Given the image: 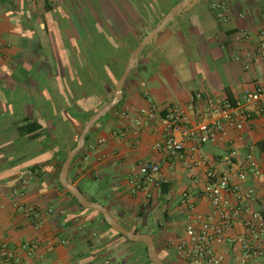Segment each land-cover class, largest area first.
Here are the masks:
<instances>
[{
    "label": "crops",
    "instance_id": "0c3cea01",
    "mask_svg": "<svg viewBox=\"0 0 264 264\" xmlns=\"http://www.w3.org/2000/svg\"><path fill=\"white\" fill-rule=\"evenodd\" d=\"M66 1L71 0H0V243L15 250L18 261L13 264H148L132 263L134 257L141 258V248L130 253L96 212L82 210L58 185L59 161L76 144L83 118L110 100L107 75L102 64L97 69L93 61L94 56L97 60L108 55L100 38L57 31L80 28L66 18ZM180 1L158 6L152 30ZM215 1L217 31L206 32L194 14L189 25L174 24L181 12L192 8L186 3L148 42L146 46L155 42V48L140 53L123 84L120 104L90 129L86 153L68 170L73 183L84 182L87 199L104 205L126 229L150 234L165 264H185L174 248L188 220L180 196L199 189L207 171L229 173L235 180L244 172L241 187L253 190L251 210H259L264 199V99L239 108L244 119L237 128L195 96L203 92L234 103L246 89H264V45L259 38L264 0ZM123 12L138 11L132 6L117 11L119 16ZM168 41L192 43L198 58L190 59L196 69L183 80L173 72L172 82L163 84L158 71L152 72L147 64L154 60L153 51L164 49ZM173 107L191 125L213 120L225 125L220 140L204 144L194 154L196 163L172 161L154 149L162 138L160 118ZM140 110L154 117L143 115L137 128L133 119ZM31 123L42 128L30 133L26 125ZM141 161L160 162L161 184L143 182L137 169ZM14 188L22 194H13ZM195 203L196 211H209L206 200ZM154 207L157 211L150 215ZM231 233L242 237L244 229L237 223ZM28 241L38 247L23 250L21 245ZM216 251L222 264H264V256L242 262L240 251L229 243L217 244Z\"/></svg>",
    "mask_w": 264,
    "mask_h": 264
},
{
    "label": "built area",
    "instance_id": "2783aa9c",
    "mask_svg": "<svg viewBox=\"0 0 264 264\" xmlns=\"http://www.w3.org/2000/svg\"><path fill=\"white\" fill-rule=\"evenodd\" d=\"M242 37H246V34L243 33ZM259 38L264 45V31L259 33ZM195 96L203 99L213 112L221 115L230 126L241 128L244 118L239 108L264 99V89L261 87L254 90L246 89L234 103L228 99L214 100L203 92H198ZM143 115L154 117L152 112L140 110L133 119L137 128L141 125ZM160 120L163 124L162 138L156 141L154 149L172 161L187 160L196 163L193 156L204 144L215 143L225 135V125L221 121H203L191 125L189 118L178 107H173L169 114ZM137 169L144 183L158 186L163 182L157 177L161 170L160 162L141 161ZM235 177L236 180L229 173L209 170L206 172L205 182L199 189L193 193L184 191L181 194L180 202L187 208L188 220L174 248L177 256L185 264H222L223 257L216 251V245L224 242L240 251L242 262L264 256V242H262L264 241V199L259 210H251L249 202L253 190L243 191L241 187L246 174L240 172ZM11 192L22 194L16 188ZM197 199L209 203L210 208L207 213L196 211ZM237 223H240L244 229L242 237H235L231 233ZM37 247L38 244L34 241L21 245L26 251ZM0 260L6 264L18 261L15 250L5 242L0 243Z\"/></svg>",
    "mask_w": 264,
    "mask_h": 264
},
{
    "label": "rangeland",
    "instance_id": "374dc122",
    "mask_svg": "<svg viewBox=\"0 0 264 264\" xmlns=\"http://www.w3.org/2000/svg\"><path fill=\"white\" fill-rule=\"evenodd\" d=\"M178 0H71L66 1L64 5L66 6V18H70L71 21L76 22V26L80 28H65L58 29L57 31L60 34H66L67 32L72 34L79 32L82 29L90 30V32H95L97 23H103L104 25L109 24L108 30L111 35L115 37L117 44L122 41L124 35L131 34L134 36L135 41L141 40V35L148 34L151 32L153 25L156 22V19L159 18L158 6H170L177 2ZM188 3L192 4V8L184 10L179 14V16L174 20V24L179 26H184L190 24L191 20L189 18L191 15H196L199 17V21L203 26H206V32H215L218 30V23L213 18V9L216 8L217 2L207 1V0H190ZM127 6H132L137 9V13L132 15V13H120L121 16L117 13L120 8L126 9ZM98 9V10H97ZM196 11V12H193ZM68 13V14H67ZM64 16V14H63ZM135 18H134V17ZM137 16L139 18H137ZM121 17V18H120ZM193 17V16H192ZM60 20L62 16L58 17ZM118 18V20H116ZM112 20V21H110ZM123 20V22H122ZM119 24H126L127 26L122 27ZM197 23V22H194ZM76 29V31H75ZM81 29V30H80ZM65 31V32H64ZM57 32V33H58ZM64 32V33H63ZM161 38L159 37L158 41ZM119 41V42H118ZM167 47V48H165ZM155 48V42H151L150 45L146 46L142 51V54L146 53L147 50H153ZM103 51L109 54V51L105 45H103ZM154 60L147 64V67L152 72L158 71V75L163 84H169L172 82L171 76L174 73L179 75L182 80L184 76L190 72V70H195L196 67L191 66L190 59L195 61L198 58V50L192 43L189 44H178L176 42H166L164 49L153 51ZM169 60V63H167ZM132 73V71H131ZM171 73V74H170ZM160 83V82H159ZM158 83V84H159ZM115 85V84H114ZM113 91V90H112ZM111 91V97L113 93ZM79 188L82 190L86 198L89 196L88 191H86L84 182L78 184ZM157 209L154 207L151 209V214L154 213ZM150 226L155 225V221H150ZM123 243L128 245L129 249H133L136 246L132 243L127 242L125 239L121 238ZM144 245V244H142ZM120 263H122L120 261ZM132 263H138L136 257L133 258Z\"/></svg>",
    "mask_w": 264,
    "mask_h": 264
},
{
    "label": "water",
    "instance_id": "95a60500",
    "mask_svg": "<svg viewBox=\"0 0 264 264\" xmlns=\"http://www.w3.org/2000/svg\"><path fill=\"white\" fill-rule=\"evenodd\" d=\"M190 0H181L178 2L169 12H167L163 18L159 21V23L156 25V27L149 32L142 40L141 42L133 49L131 52L128 62L126 66L124 67L121 75L118 77L114 88H113V97L105 104H103L96 112H94L85 122L83 125L81 132L77 138L76 144L74 147L68 152L66 155L63 163L61 164L58 179L60 185L66 189L70 194L76 199L77 203L87 209L96 210L98 211L105 222L115 231L122 234L124 237H126L131 242H142L146 247V254L147 258L150 260L152 264H165L162 259L159 257V255L156 252L153 238L148 233H139V232H133L125 227H123L108 211V209L95 201L87 199L80 189L76 186L75 183L72 182L68 178V170L70 167V164L76 154L82 149L85 143V138L92 128V126L107 112H109L115 105H117L121 99L122 96V87L124 82L126 81L129 73L131 72L134 67H136L139 59V55L144 49V47L148 44V42L155 37L162 28L174 17V15L179 11V9L188 3Z\"/></svg>",
    "mask_w": 264,
    "mask_h": 264
},
{
    "label": "trees",
    "instance_id": "16d2710c",
    "mask_svg": "<svg viewBox=\"0 0 264 264\" xmlns=\"http://www.w3.org/2000/svg\"><path fill=\"white\" fill-rule=\"evenodd\" d=\"M96 26V25H95ZM81 30V29H80ZM80 32H82L84 35L87 34L92 40H95V37H98L100 38V41L103 42V45H105L109 51V54L107 55V57H100L96 60V56H94V66L99 69V67H101V64H102V67H103V71L104 73H106V77L108 79V88H109V92H110V96H109V99L111 97V91L113 90L114 88V84L116 83L118 77L121 75L124 67L126 66L127 62H128V59H129V56L131 54V52L133 51V49L141 42V40L147 35L146 34H142L141 35V40L139 41H135L134 40V36L131 35V34H128V35H124V37L122 38V41L123 42H120V44L116 42L115 40V37L113 35H111L110 31L108 30V28H105V27H97L96 26V30L95 32H90V30H85V29H82ZM119 42V41H118ZM96 44L93 45V49L95 51H97L96 49ZM100 46V45H99ZM143 51V50H142ZM98 53V51H97ZM142 53V52H141ZM101 63V64H100ZM132 71V70H131ZM104 79V76L101 77ZM105 102H108V100H106ZM120 104V102L115 105L109 112H107L104 116H107L108 114H110L112 111H114L118 105ZM95 112V111H94ZM94 112H91L89 113L88 115H86L82 122H81V129L83 127V125L85 124V122L87 121V119L94 113ZM100 121V119L92 126V128ZM29 128V132H35L37 130H40L42 128V126L40 124H37V123H31V124H28L26 125ZM91 128V129H92ZM90 132V131H89ZM89 138V133L87 134L86 138H85V143H84V146L82 147V149L76 154V156L74 157V159L72 160L71 162V165L74 163V161L76 159H79L81 156H83V154L86 153L87 151V140ZM66 155H63L61 160L59 161V164H58V171L60 170V167H61V164L63 163L64 159H65ZM58 185L61 189L65 190L66 193L69 195V197L72 199L73 202H75L82 210H86V211H94L96 212L100 219H101V223L102 225L110 230L111 232H113L115 235H117L118 237L120 238H123L125 239L127 242L129 243H132L133 245H135L136 247L133 248V249H130L129 252L130 253H133L134 251L136 252L137 249H140L141 248V258H136V261L138 263H148V264H152L150 262V260L147 258V254H146V247L145 245H142V243H137V242H131L129 241L126 237H124L122 234L118 233L117 231H115L114 229H112L106 222L105 220L103 219L102 215L96 211V210H91V209H87V208H84L82 206H80L76 199L70 194V192H68L66 189H64L58 182ZM76 186L79 188L78 184H76ZM164 186L163 184L161 185V187ZM80 189V188H79ZM163 191L162 192H165L166 190L164 189V187H162ZM165 190V191H164ZM80 191L82 192V190L80 189ZM94 201V200H92ZM133 232H139L138 229H134Z\"/></svg>",
    "mask_w": 264,
    "mask_h": 264
}]
</instances>
